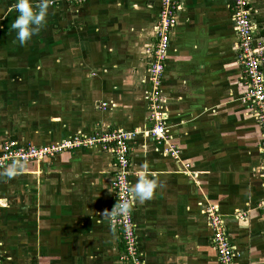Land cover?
Here are the masks:
<instances>
[{"label":"crops","instance_id":"0c3cea01","mask_svg":"<svg viewBox=\"0 0 264 264\" xmlns=\"http://www.w3.org/2000/svg\"><path fill=\"white\" fill-rule=\"evenodd\" d=\"M180 1L161 86L168 139L159 144L145 132L151 126L149 50L161 0H46L56 15L47 9L24 45L11 27L16 0H0V144L55 146L89 137L95 123L136 132L132 190L138 172L154 183L150 200L132 195L142 263L219 264L207 217L215 207L238 251L237 264H264L261 130L240 102L246 89L233 0ZM30 2L38 7L41 0ZM251 7L264 43V0H251ZM50 20L57 22L56 37L46 30ZM50 50L60 54L57 68L71 54L78 71L96 76L83 80L91 102L81 115L89 129L78 123L80 111L67 122L63 103L57 110L48 104L43 75L34 71H48ZM167 144L180 151L178 159L166 153ZM113 173L112 153L96 148L10 164L0 176L4 264H124L123 244L109 226Z\"/></svg>","mask_w":264,"mask_h":264},{"label":"built area","instance_id":"2783aa9c","mask_svg":"<svg viewBox=\"0 0 264 264\" xmlns=\"http://www.w3.org/2000/svg\"><path fill=\"white\" fill-rule=\"evenodd\" d=\"M80 4L83 0H67ZM180 0H161L160 13L155 25L156 41L149 50L148 83L152 122L145 135L159 144L168 139V129L161 112V86L166 67V58L170 45V36L178 23ZM232 21L236 32L237 62L246 89L240 102L255 119L261 130L260 153L264 165V43L257 36L253 22L251 0H233ZM105 107V106H103ZM136 132L115 131L101 137L65 142L55 146H35L21 144L8 139L0 145V176L10 164L39 163L58 156L64 151L79 147L99 146L101 150L111 152L114 159V173L111 181L113 205L110 212V224L124 246L126 264H143L137 250V231L133 216V198L131 183V153ZM166 153L178 159L180 151L167 144ZM264 180V172L262 174ZM0 199V203H1ZM127 202L129 210L121 213L119 206ZM115 205V206H114ZM208 225L212 231V244L219 264H237L238 251L230 241L223 220L215 207L207 211ZM0 264L4 258L0 244Z\"/></svg>","mask_w":264,"mask_h":264},{"label":"rangeland","instance_id":"374dc122","mask_svg":"<svg viewBox=\"0 0 264 264\" xmlns=\"http://www.w3.org/2000/svg\"><path fill=\"white\" fill-rule=\"evenodd\" d=\"M48 11L49 12L51 11L50 16L56 15V13L54 14V12L52 10L48 9ZM46 25H47L46 30H50V34H53V36L56 37V31H58V29H59L57 27V22L56 21L51 22V20H50L48 22V24H46ZM76 25L78 26V23ZM64 28H65V30H71L72 25H68L65 23ZM51 40L52 39L50 38V40H49L50 45H51V43H53ZM53 51L54 52L52 53V50H50V55H49L50 58H49L48 64H47L48 65L47 66L48 71H45V70L34 71V74L36 75V77H39V78L42 77L41 74L43 75V82L47 86L45 88L46 94L45 93L44 94L50 98V102L48 104H50V106H52L51 104L55 105V108L57 110V108L61 107L62 103H63V106L65 107V111H66V114H65L67 117L66 119H67V122H69V120H71L72 115H76V113H78V111H80V114H78V115H81L82 113L87 112L85 104L91 102V100L87 101V100H89V98H88L89 95L86 93V91H87V87L85 86L86 82L83 80L84 79L89 80V78H93L96 76L91 71L90 72H85L84 70L78 71V69L74 66L73 61H72L75 57L73 58V55H71V54H67L65 56L64 66L58 65L59 67L57 68V61H58L57 58L60 54L57 53L56 50H53ZM79 58H84V56L81 55V56H79ZM36 89H39V87L37 88L36 86H34L33 90L35 91ZM149 106H150V103H149ZM101 108H103V105H101V107H99V105L97 106V109L99 111H102ZM68 114H69V116H68ZM84 118L85 117H83L81 115V118L79 120H77L78 123L79 124L84 123V121H83ZM148 120L150 123L152 122L151 109L149 111ZM87 124L88 123L85 121L84 128L89 129L90 126H88ZM115 131H116V129L110 130L105 125L103 126V124L95 123L93 129L91 130L90 135H88L89 137H86L85 139L88 140L91 137L92 138L101 137L105 133H113ZM82 140H84V139H82ZM4 141H2L1 144ZM79 148L80 149H94V148H96V149L101 150V147H99V146H92V147L82 146ZM79 148H77V149H79ZM112 178H113V175H112ZM109 226L112 229V226L110 224V220H109ZM138 249H139V247L137 246V250ZM120 261H122L124 264H126V262L124 261V254L120 255Z\"/></svg>","mask_w":264,"mask_h":264},{"label":"clouds","instance_id":"9594fccd","mask_svg":"<svg viewBox=\"0 0 264 264\" xmlns=\"http://www.w3.org/2000/svg\"><path fill=\"white\" fill-rule=\"evenodd\" d=\"M48 4L46 0H41L38 7L34 6L30 0H16L15 10L18 13L12 22V29L16 30V38L21 45H24L32 36L36 35L45 22ZM11 176V172L8 173ZM154 183L146 180L143 173H137V183L132 190L133 198L143 203L153 197ZM115 206V205H114ZM129 205L125 201L120 204L119 211L127 212Z\"/></svg>","mask_w":264,"mask_h":264},{"label":"trees","instance_id":"16d2710c","mask_svg":"<svg viewBox=\"0 0 264 264\" xmlns=\"http://www.w3.org/2000/svg\"><path fill=\"white\" fill-rule=\"evenodd\" d=\"M123 252H124V246H123Z\"/></svg>","mask_w":264,"mask_h":264}]
</instances>
